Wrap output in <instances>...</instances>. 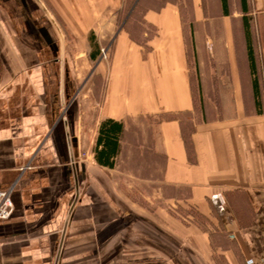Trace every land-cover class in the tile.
I'll list each match as a JSON object with an SVG mask.
<instances>
[{
	"label": "crops",
	"instance_id": "crops-1",
	"mask_svg": "<svg viewBox=\"0 0 264 264\" xmlns=\"http://www.w3.org/2000/svg\"><path fill=\"white\" fill-rule=\"evenodd\" d=\"M211 1L0 0V264H264V0Z\"/></svg>",
	"mask_w": 264,
	"mask_h": 264
},
{
	"label": "rangeland",
	"instance_id": "rangeland-1",
	"mask_svg": "<svg viewBox=\"0 0 264 264\" xmlns=\"http://www.w3.org/2000/svg\"><path fill=\"white\" fill-rule=\"evenodd\" d=\"M142 2L143 0H138L135 7H134V17L133 19H135V23L137 20H140V16L142 14V10H143V3H138V2ZM145 2H148L149 0H144ZM208 3H207V7H208V11L207 13H218L220 14L221 13V10L220 9H217L216 11L214 10V1H211V0H207ZM37 2L39 3V5L41 6V8L47 13L46 9L44 8L43 6V3L41 2V0H37ZM135 0H124V7H123V10L121 11V18H120V22H119V25L124 21L125 17L127 16L130 8L132 7V5L134 4ZM180 4H181V8L183 10L184 13H188V11L190 10V8L188 7V3L189 0H179ZM228 8L230 10V12H233V13H238L239 12V1L238 0H228ZM212 11V12H211ZM132 14V13H131ZM49 16V15H48ZM52 25L54 26V28L56 29V31L58 32V36H59V43H60V60L61 62H65V60H69V62H72L74 67L76 66V64H79L80 62V57L74 53L75 52V43L73 40H71L70 38H67L66 37V34H65V29L63 27V24H60V23H54L52 22ZM137 25V24H136ZM139 30V28H138ZM138 32V31H136ZM140 34L138 33V36ZM102 48L105 50L104 52H106V55H107V51H108V46H102ZM100 52V59H104L103 57V54L101 53V50L99 51ZM150 186L152 188H150ZM122 188L125 189L126 192H128V194H137L136 197L138 200H142L140 199L141 196L140 194L142 193H146L147 192H150L152 191V194L154 195L153 197V200L155 201L156 199V194H155V190H156V185L154 183L150 184V183H139V182H134V183H122ZM3 190H6V189H3ZM139 194V195H138ZM148 194V193H147ZM136 199V200H137ZM143 201V200H142ZM175 204V207L171 206L172 204ZM169 206L170 208H178V207H183V205L180 203V204H176L175 202H170L169 203ZM191 205L188 206H185V210L186 212H190L191 214L194 215V212L192 210V208H190Z\"/></svg>",
	"mask_w": 264,
	"mask_h": 264
},
{
	"label": "trees",
	"instance_id": "trees-1",
	"mask_svg": "<svg viewBox=\"0 0 264 264\" xmlns=\"http://www.w3.org/2000/svg\"><path fill=\"white\" fill-rule=\"evenodd\" d=\"M224 5H225V0H222ZM241 1V5H242V10L245 11V4H246V0H240ZM225 7V6H224ZM120 124H118L117 122L113 121V120H105L102 123V127L100 128V139H101V135H103V149L101 150L102 153L104 154L106 157L115 152L116 150V138L119 135L120 132ZM99 141V139H98Z\"/></svg>",
	"mask_w": 264,
	"mask_h": 264
},
{
	"label": "built area",
	"instance_id": "built-area-1",
	"mask_svg": "<svg viewBox=\"0 0 264 264\" xmlns=\"http://www.w3.org/2000/svg\"><path fill=\"white\" fill-rule=\"evenodd\" d=\"M105 50L101 48L103 57H106ZM13 210V203L9 190H0V219H7Z\"/></svg>",
	"mask_w": 264,
	"mask_h": 264
},
{
	"label": "water",
	"instance_id": "water-1",
	"mask_svg": "<svg viewBox=\"0 0 264 264\" xmlns=\"http://www.w3.org/2000/svg\"><path fill=\"white\" fill-rule=\"evenodd\" d=\"M138 0H135L134 4L132 5V7L130 8L127 17L129 16V14L131 13L132 9L134 8L135 4L137 3Z\"/></svg>",
	"mask_w": 264,
	"mask_h": 264
}]
</instances>
